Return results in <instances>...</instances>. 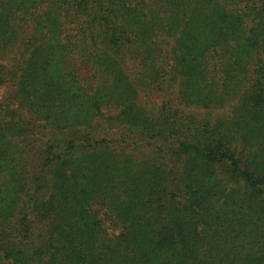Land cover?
Masks as SVG:
<instances>
[{"label": "trees", "instance_id": "16d2710c", "mask_svg": "<svg viewBox=\"0 0 264 264\" xmlns=\"http://www.w3.org/2000/svg\"><path fill=\"white\" fill-rule=\"evenodd\" d=\"M9 85L0 264H264V0H0Z\"/></svg>", "mask_w": 264, "mask_h": 264}, {"label": "rangeland", "instance_id": "374dc122", "mask_svg": "<svg viewBox=\"0 0 264 264\" xmlns=\"http://www.w3.org/2000/svg\"><path fill=\"white\" fill-rule=\"evenodd\" d=\"M16 88L14 86H3L0 88V101L1 102H10V97L13 96V93H15ZM143 96H141V101L146 102L149 106H153L155 104H160L165 98H167V95L158 93V92H143L141 93ZM146 94V95H145ZM13 106H16V102L11 101ZM201 114V112H198V114Z\"/></svg>", "mask_w": 264, "mask_h": 264}]
</instances>
